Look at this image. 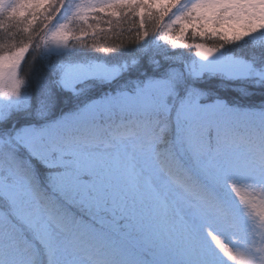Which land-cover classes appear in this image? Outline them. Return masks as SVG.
<instances>
[{
    "label": "snow or ice",
    "instance_id": "snow-or-ice-1",
    "mask_svg": "<svg viewBox=\"0 0 264 264\" xmlns=\"http://www.w3.org/2000/svg\"><path fill=\"white\" fill-rule=\"evenodd\" d=\"M0 264H264V0H0Z\"/></svg>",
    "mask_w": 264,
    "mask_h": 264
},
{
    "label": "trees",
    "instance_id": "trees-1",
    "mask_svg": "<svg viewBox=\"0 0 264 264\" xmlns=\"http://www.w3.org/2000/svg\"><path fill=\"white\" fill-rule=\"evenodd\" d=\"M102 27H106L105 26H102ZM124 29H128L129 28V25L125 24L124 26ZM132 36H134V33L133 32H130V31H115V32H112V33H109L108 34V37H109V43H108V46H115L117 44H120L121 42H124L126 43L128 41V39H130ZM130 51V49H123L121 50L120 52L114 54V57L113 58H120V57H123L125 55L128 54V52ZM39 61L37 62V67H39ZM23 74L25 75V77H28L30 76V72H29V67H28V64L26 63L24 65V72Z\"/></svg>",
    "mask_w": 264,
    "mask_h": 264
}]
</instances>
